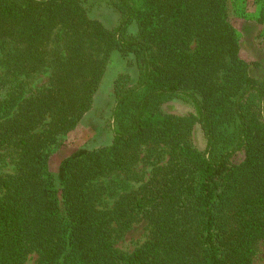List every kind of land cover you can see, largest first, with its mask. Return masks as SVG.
I'll use <instances>...</instances> for the list:
<instances>
[{
  "label": "trees",
  "instance_id": "1",
  "mask_svg": "<svg viewBox=\"0 0 264 264\" xmlns=\"http://www.w3.org/2000/svg\"><path fill=\"white\" fill-rule=\"evenodd\" d=\"M102 1L118 17L113 28L91 16L89 0H0V38L17 55L46 63L56 30L64 46L38 93L0 79V147L18 153L14 172L0 176V264L30 254L35 264H254L264 240V79L239 56L228 0ZM114 56L128 71L112 85L111 142L64 158L57 186L52 149L92 108ZM173 99L194 112L162 113ZM196 124L203 150L192 142ZM145 146L165 163L100 209L92 182L130 170ZM238 152L244 160L232 165ZM140 219L147 240L120 253L115 237Z\"/></svg>",
  "mask_w": 264,
  "mask_h": 264
},
{
  "label": "rangeland",
  "instance_id": "2",
  "mask_svg": "<svg viewBox=\"0 0 264 264\" xmlns=\"http://www.w3.org/2000/svg\"><path fill=\"white\" fill-rule=\"evenodd\" d=\"M88 4L91 6V16L100 20L105 26L113 28L118 24L117 15L105 2L89 0ZM228 4V19L239 39V56L249 64L248 71L252 77L264 79V0H228ZM61 36V31L56 30L48 46L47 62L36 67L23 56L24 54L17 55L10 40L0 38V79L7 85L19 86V90H22L26 97L38 93L49 84L53 72L52 59L64 54ZM126 71L128 68L125 61L119 56H114L109 61L95 94L92 108L78 126L63 137L62 143L52 149L49 171L57 186H59L58 167L64 158L78 149H92L111 142L109 120L114 103L112 85L117 75ZM161 112L187 116L193 113L194 109L189 103L173 99L162 105ZM192 142L199 150L205 148V140L197 124L193 127ZM17 156V150L0 147V176L14 172ZM166 159V154L158 147L145 146L142 148L139 162L130 170L94 180L92 185L99 191L98 207L112 210L121 196L133 195L147 183L151 170L156 165L165 163ZM243 160L244 153L238 152L232 158V165H238ZM112 225L116 227L115 224ZM148 234L147 222L137 220L117 234L114 247L120 253L131 254L147 240ZM36 260L37 255L30 254L24 264H35ZM254 264H264V240L258 245Z\"/></svg>",
  "mask_w": 264,
  "mask_h": 264
}]
</instances>
